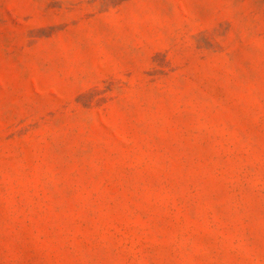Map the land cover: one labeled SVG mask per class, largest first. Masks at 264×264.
<instances>
[{"label": "rangeland", "instance_id": "obj_1", "mask_svg": "<svg viewBox=\"0 0 264 264\" xmlns=\"http://www.w3.org/2000/svg\"><path fill=\"white\" fill-rule=\"evenodd\" d=\"M0 264H264V0H0Z\"/></svg>", "mask_w": 264, "mask_h": 264}]
</instances>
